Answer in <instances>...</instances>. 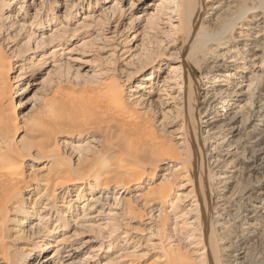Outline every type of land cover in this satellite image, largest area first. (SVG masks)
I'll return each mask as SVG.
<instances>
[{"label":"rangeland","instance_id":"rangeland-1","mask_svg":"<svg viewBox=\"0 0 264 264\" xmlns=\"http://www.w3.org/2000/svg\"><path fill=\"white\" fill-rule=\"evenodd\" d=\"M6 1L0 0V66L11 64V70L5 81L9 92L7 99L0 101V110L13 115L10 138L17 154L31 152L32 156L24 161L27 184L15 190L6 188L18 202L14 204L17 208L9 206L7 215L0 216V264H171L170 251L180 255L176 264H203V247H209V237L214 234L223 264H264V223L252 216L264 199V170H259L256 161L259 153L264 154V135L252 132L257 122L253 114L264 108V17L254 9L264 7V0H236L237 9L250 11L251 22L245 18L237 22L222 43L226 52L236 45L241 64L215 71L216 59L208 51L191 61L198 110L194 117L184 112L180 119L173 111L176 100L160 96L159 90L165 79L176 76L172 60L184 50L186 57L193 44L183 47L181 41L165 46V38L171 44L175 40L172 31L168 34L170 15L161 21L156 8L150 6L161 0H110L107 4V0H78L67 10L63 6L69 3L66 0ZM207 1L201 0L202 6L208 5ZM41 3H45L43 9L35 14V5ZM232 10L223 6L205 19L206 30L215 33L225 24L234 25ZM15 17L26 29L12 26ZM56 47L60 51L51 56ZM150 77L154 79L147 81ZM103 80L127 89L129 107L149 120L159 139L174 145L176 138L187 136L195 194L197 198L203 195L200 212L195 211L196 195L190 194L191 188H182L187 181L178 178L170 182L176 210H168L171 213L166 221L160 219L159 228L147 227L150 216L140 215L144 211L141 196L162 179V171L153 180L150 174L145 178L140 197L121 196L120 189L127 183L119 193L114 188L105 191L104 179L91 193L85 188L83 199L76 197L80 186L69 198L66 191L50 201V196H45L42 185L48 180L55 185L91 175L87 173L94 166L90 161L114 142L105 138L109 128L80 114L74 102L103 91L98 84ZM152 84L154 93L150 95L146 86ZM168 87L178 90L169 93L177 97L181 89L172 84ZM137 96L149 104L143 109L136 106L133 98ZM224 99H232L233 104L227 107ZM214 116L221 118L214 122ZM39 152L59 156H53V165L36 159ZM199 163L203 164V185ZM216 165L219 169L211 171ZM178 166L179 162L175 163L172 172ZM220 175L226 179L218 180ZM228 178L230 184H225ZM53 192L51 189V195ZM88 204L93 207L91 212ZM153 215L157 218L158 213ZM218 216L223 220H216ZM244 234L245 244L239 248L234 243Z\"/></svg>","mask_w":264,"mask_h":264},{"label":"bare ground","instance_id":"bare-ground-1","mask_svg":"<svg viewBox=\"0 0 264 264\" xmlns=\"http://www.w3.org/2000/svg\"><path fill=\"white\" fill-rule=\"evenodd\" d=\"M40 1L43 2V0ZM76 1L78 0H66V2L69 3H64L63 6L66 7L67 10V8L71 7ZM108 2H110V0H107L106 4ZM207 2H209V4L208 5L204 4L203 6L201 0H161V2L158 5L150 4V6L156 8L155 15H157V18L159 20L162 21L165 16L170 15L168 16V19L169 21H171V25L170 27L168 26V31H169L168 34L170 35L171 34L170 32L172 31L173 32L172 35L175 36L174 37L175 40H173V43L171 44V42H169L167 38L163 37L165 38L163 42H165L166 47H171V46L173 47V44L176 45L181 41L184 42L183 47H188L189 45L193 44V46L189 49V53L186 57H185L186 51L184 50L183 52L180 51L178 53L177 55L178 57H176L175 60H172L174 62L172 64L175 65L174 67H172V72L176 73V76L170 79H165L163 81V84L160 85L161 86V89L159 90L160 96H168V98L173 100L172 102L176 100V103H174L175 105L173 111L174 113H176L178 119H180L183 116L184 112H187L189 116L193 115L194 117L195 113L198 110L196 108L197 99H198V91L196 90V88H198V86L195 85L190 74L192 72L191 61L195 58V56H197L198 54H202L204 51L206 52L208 51V55H210L211 58L216 59V61L214 62L217 64L214 67H212V69H214L215 71L231 69L236 65L241 64L242 62L240 60L243 59L240 56L239 51L235 50L237 49L236 45H234L232 48L229 49V51L226 52L225 51L226 49L223 48L224 44L222 42L223 40H226L229 31L236 25L237 22L241 23L244 20V18L246 19V22L249 21L250 11L247 9L241 11L237 9L236 0H209ZM44 5L45 3L44 4L41 3L38 5L37 8L35 5L34 7L35 14H39L43 9ZM223 6L227 7L228 9L230 8L235 9L232 10L233 16L231 21V22L234 21V25L225 24L226 26L224 27L223 30L215 33L207 31L204 26V20L211 16H215L216 13L220 11V8H222ZM160 7L162 9H160ZM254 9L260 11L264 17L263 5L254 7ZM17 18L18 17H15V21L11 22L14 23L12 24V26H17V27H21L22 29H26L25 24L22 23V20L17 21ZM249 22H251V20ZM175 23L177 24L174 25ZM242 41L244 46L245 41L244 40ZM57 43L59 44V46L62 45V41H58ZM53 50L54 51L52 52L51 56H55L54 54H57L60 51L58 47L54 48ZM221 50H224L225 52L222 53L220 52ZM34 52L35 51H32V53ZM226 53L229 57L227 56L223 57V55ZM230 54H235V55L231 56ZM221 57L223 59H220ZM0 69H1L0 76H2L0 79V98H1L0 101H1L7 99L6 94L9 92L7 89V86L9 84L8 82L6 83L5 81H7L8 79V73L11 70V64L7 66L6 65L0 66ZM226 77H231V76L227 75ZM153 79H154L153 77H150L149 79H147V81H151ZM187 80L190 82L187 83ZM247 81L248 80L242 82H247ZM113 83L114 82L112 80H103L101 81V83L98 82L99 86H102L103 91L95 94L92 93L91 95L86 93L88 94L87 96L83 95V97H80L78 101H74V102L76 104L78 103L80 114L83 113L85 117H94L103 126L101 128L107 126V129L109 128V133L105 134V138H107V136L109 138H113L114 142L106 145V147H104L105 149H103V151L96 156V159L94 161H90L94 166L93 168L90 169V171H87V173L91 175H84L76 178H70L69 180L66 181L61 180L55 185H53L51 180H48V182L42 185L43 188H45L44 194L45 196L47 195L50 196L49 198L50 201L53 196L61 195L62 193H64V191H66L67 192L66 196L69 198V195L72 196V194L75 192V188L80 186L82 190H80L79 193L76 194V197L83 199L85 198V196H83L85 193V188L86 190L87 189L90 190L89 192L91 193L92 189H96V187L98 186L99 184L98 182H100L101 179H104L105 191L114 188L115 192L119 193L118 190L120 188H123V185L127 183L128 186L125 189L124 188L123 190L120 189L122 191L121 196H124V198L130 196L129 198H131L137 195V197H140L139 193L141 192L143 185L147 182L145 178L150 174L152 175L151 180H153L156 178L154 176L158 175L162 171L163 172L162 179L157 184L151 185L148 191L145 193V196H141V198H144L141 199L142 200L141 202L143 204L142 208H144L145 212L144 211L140 212L142 213L140 214L142 215V218L150 216V218H148L149 220L147 221V227H150V229H152L155 226L156 228H159L157 224L160 223L159 222L160 219L163 218L166 221L168 214L176 210L175 204H172L171 202V198L173 195L172 194L173 185H171L170 182L171 181L173 182V180H177L178 178H180L181 180L187 181V184L182 186V188H191V190L189 191L190 194L193 193L195 194L197 190V187H195V184H193L191 169L189 167V163L191 162V148H190L191 146L189 143L190 141L187 142L186 140L187 136L183 139H181L180 137L175 139L177 141L173 145L169 141L159 139L156 136L157 133L152 131L153 127L149 122V120L142 119L137 113H135L129 107L130 98H127V89H125L124 87H119ZM169 84L178 86L179 89H181L179 90L177 97L173 98L169 94L170 92L173 93L176 92L175 90H177L175 89V87L169 89L170 88L168 87ZM182 88H184V90H182ZM146 89L149 90L148 94L151 95L154 93L153 84L151 86L147 85ZM59 94H63V92L61 91L58 93V95ZM133 100L136 106L140 107L141 109L145 108L146 105L149 104L148 100L145 99L144 97L137 96L136 98H133ZM162 100H166V99L163 98ZM166 103L168 104V102ZM72 104L74 107V103ZM232 104H233L232 99H224V105H227V107ZM74 111L78 112V110L76 109H74ZM224 112H226V110H223L222 113ZM253 115H254V119L257 122L255 123L252 132L261 133L262 135H264V108H260V109L258 108V110ZM220 118L221 116L220 117L214 116L213 118L214 122L219 121ZM13 120H14L13 115L11 116V114L9 115L5 113V111L3 112L2 110H0V152H1L0 153V188H3L4 190L8 191L7 193L4 191H0V216L7 215L8 213L7 208L12 205L14 206V204H17L16 202H18L15 200L16 198L15 194L13 195V193H11L10 188L13 187V190H15V188L20 189L23 184L26 185L27 182L29 181V180L26 181L27 175L23 170L25 166L24 161L26 157L27 156L31 157L32 153L31 152L27 154L24 153V155L17 154L16 148H14V143L10 138V132L13 129L12 124H14ZM181 130L183 129L181 128ZM179 140H184V141L180 143ZM57 150L59 152L58 148ZM184 150L187 151L186 152L187 159H185L184 158L185 156H183ZM40 151L44 152L45 150L43 151V149H41ZM42 152H39V156H37L36 159L48 160L46 162H49L54 165L55 164L54 159H56L57 156L59 155L58 154H56L57 156L53 155L54 157H56L53 158L52 155L50 156L42 155L43 154ZM54 152H56V150ZM256 161L259 162V164L257 165L259 166V170L260 169L264 170V154L262 152L257 155ZM178 162L180 166H178L176 170L172 172V169L174 168L173 167L174 164ZM217 168L219 169V166L216 165L215 167H213V169H211V171L216 170ZM197 169L200 173L199 182L201 185H203V176H202L203 164L199 163ZM52 172L53 169L50 170L49 173L51 174ZM229 178L226 181H224L225 184L230 182ZM225 179L226 177L221 175L218 178V180L221 181ZM8 186H10V188L6 189ZM51 189H54L52 195H51ZM261 195L264 197V192H262ZM194 197L196 198L194 201L196 202V204L194 205L195 206L194 208H196V210L195 209L194 210L196 212L197 211L200 212L202 208L201 207L202 202L200 201L203 199V195H201L202 198L200 196H198L197 198V195ZM89 200L92 201L93 199L92 200L89 199ZM259 203L260 205L255 207V210L252 212L253 213L252 216L258 223L263 224L264 199ZM70 205H68V209ZM86 205L87 204H85L84 207L82 208H85ZM237 205L239 206V210H240L241 209L240 203H237ZM88 207H89L88 212H91L93 210V207H91L89 204ZM15 208L17 207L14 206V209ZM218 208H222V206L219 205ZM169 209H172L171 212L168 211ZM154 213H158L157 218H153ZM219 216L216 217L215 219L223 220V218L221 219L219 218ZM165 221H164V226H165ZM250 228H253V226H251ZM244 236L245 234L241 235L240 239H238L234 243L237 246H239V248H241V245L245 244ZM200 238L201 239L203 238L202 235ZM209 238H210L209 247L208 248L203 247L204 251L201 254V260L203 264H223V262L219 261V257H218L219 254L217 248L218 236L214 234ZM188 240H190V238ZM0 242H1V237H0ZM201 243L203 244V242H200V244ZM209 252H210L209 254L210 256H207ZM179 257L180 255H177V253L173 254L170 251L168 255V260L171 264H176L177 261H179L180 259ZM1 259H3V261L5 262L4 257L1 256ZM181 263L183 264L182 261L179 262L178 264Z\"/></svg>","mask_w":264,"mask_h":264}]
</instances>
